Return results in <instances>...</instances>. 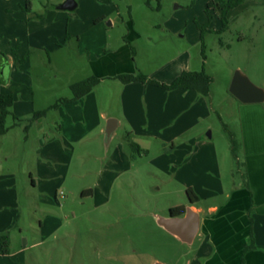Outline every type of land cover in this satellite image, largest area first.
Masks as SVG:
<instances>
[{
	"label": "rangeland",
	"instance_id": "rangeland-1",
	"mask_svg": "<svg viewBox=\"0 0 264 264\" xmlns=\"http://www.w3.org/2000/svg\"><path fill=\"white\" fill-rule=\"evenodd\" d=\"M64 1L0 0V92L15 96L9 129L0 135V166L11 174L14 187L10 195L0 190V203L14 206L7 211L17 218L11 229L12 248L20 249L15 260L186 264L202 256V262L203 237L184 242L157 216L170 215V207L180 204L207 210L226 202L235 187L250 188L241 146V102L230 84L240 70L264 89V0H244L231 9L225 29L218 8L208 9L210 0H75V8H59ZM123 45L132 51L131 60L123 68L115 66L112 74L162 80L204 68L212 76L208 101L216 112L199 128L210 141L213 179L203 170L192 178V166L201 169L206 158L171 154V141L140 137L138 151L131 142H139L123 122L106 150V118L88 120L90 130L82 135L87 117L74 105L52 107L73 97V83L94 75L90 59ZM185 64L189 69H183ZM119 80L107 79L94 88L100 110L124 116L123 98L135 102L143 96L155 110L149 113L161 111L155 84L126 86ZM169 131L164 134L171 136ZM195 180L219 183L223 193H199L195 201L187 187Z\"/></svg>",
	"mask_w": 264,
	"mask_h": 264
},
{
	"label": "crops",
	"instance_id": "crops-1",
	"mask_svg": "<svg viewBox=\"0 0 264 264\" xmlns=\"http://www.w3.org/2000/svg\"><path fill=\"white\" fill-rule=\"evenodd\" d=\"M131 57L132 51L129 47L123 45L119 49L90 59L94 69L93 74L100 78L96 86L107 79L114 78L119 80L117 75L120 74H112L113 69L115 66L125 67V62L131 60ZM8 63H10L8 66L10 69L14 63V59H8ZM188 67V64H185L183 69H189ZM175 77L176 75L172 78L156 80L169 84ZM7 81L9 82V80ZM119 82L126 86H133L138 83L145 84L141 81L125 83L119 80ZM155 87L156 89H154L153 94L157 97L158 104L161 101V111L155 114L154 108H149L148 104L143 100V96L140 97V101L136 99L135 102L131 101V99L128 100L129 97L126 96L127 99L123 98L122 100V112L124 116H114L111 112L98 108L97 97L93 93L94 88L78 100L64 104H66V108L74 105L75 111L78 114H81L83 118L87 117L83 120L85 132L82 135L86 133V130H90L89 123H87L88 120L94 123V121L100 118L107 119V124L103 128L106 150L109 149L117 129L125 122L131 127V136L135 137L134 139L139 142L140 147L143 145L140 137H152L156 140L162 138L173 143L174 148L171 154L182 153L183 159L189 157L193 161L194 159L198 160V158H206V162L204 161V166L201 169H197L196 164L192 166L190 175L192 174V178H197V172L203 170V175L208 174L209 179H213L210 178L214 174L210 163L212 153L210 161L207 160L210 141L204 137L203 132L199 128L204 121L209 120L212 114L216 112L212 102L209 104L208 101V98H212L211 90L208 95H203L194 88L167 89L159 85ZM238 100L241 102L239 107L242 133L241 146L247 166V177L250 188L244 186L235 187L230 194L228 193V200L226 202L220 205H209L207 210L200 205H191L199 214V230L197 235L203 237L201 250H203L205 257L202 262L200 261L202 256H200V258L189 259L186 264H241L242 252L250 234L251 223L248 210L251 206H253V230L257 248L247 252L246 264H264V107L261 105L263 101L245 103L240 99ZM157 103L153 102V104ZM149 110L154 112L149 113ZM77 116L80 118L79 115ZM111 118L116 119V124L112 136L107 141L106 128ZM76 126L79 125L76 124ZM166 129L170 130L169 132L173 134L171 136L166 133L164 134ZM73 136L76 135L73 134ZM201 160L199 159V161ZM179 169V171H183L184 167H180ZM200 175L199 173L198 178ZM1 179L5 188H0V190H6L4 193L8 191L10 195L13 192L12 187H14V184L10 182L11 174L5 171L2 166H0ZM32 182L35 184L33 177ZM187 187L190 193L194 195L195 201L199 199V193L210 196L216 193H223L222 186L219 183H214L212 180L207 182L205 180L190 181ZM7 207L13 208L14 206L12 204H3V202L0 203V234L7 233L9 235V253H2L0 251V264H19L17 262L18 259L15 260V257L20 253V249L16 251L12 248L13 233L11 230L17 218L13 214V211H7ZM205 210L207 211L206 214L201 216Z\"/></svg>",
	"mask_w": 264,
	"mask_h": 264
},
{
	"label": "trees",
	"instance_id": "trees-1",
	"mask_svg": "<svg viewBox=\"0 0 264 264\" xmlns=\"http://www.w3.org/2000/svg\"><path fill=\"white\" fill-rule=\"evenodd\" d=\"M243 1L244 0H210L207 4V7L208 9L213 6H216L218 8L219 17L223 25L222 27L223 29H225L228 27L229 24L228 15L230 10L238 6ZM0 55H3V53L0 52ZM117 78H119L121 81L125 83L133 82V81H141V82L153 83L155 85H159L167 89H175L181 87L194 88L203 95H208L210 93V87L213 81L212 76L209 75L204 68L199 71L185 70L169 84L161 83L155 79H150L146 74H142V73L137 75L131 73L120 74L117 75ZM99 81H100L99 77L92 75L81 81L73 83L71 85L74 94L73 97L61 98L59 102L52 105V107L59 106V103H66V102H72L78 100L79 98L90 92L96 86V84L99 83ZM13 104H14V95L12 93L0 92V135L5 134L9 129L7 125V119L12 114L11 108ZM46 110L47 109L36 112L34 114V117L35 118L40 117L41 115L45 114ZM131 145L135 147L138 151L142 150L140 145L134 141L131 142ZM188 192L191 197L190 190H188ZM185 212H186V206L184 204L170 207V215L178 216V215H183ZM248 213H249L251 228H250L248 242L245 245L242 252L241 264H246L247 252L257 248L255 234L253 230V222H254V218L252 216L253 206L250 207ZM0 251L2 253H9V235L7 233L0 234Z\"/></svg>",
	"mask_w": 264,
	"mask_h": 264
},
{
	"label": "water",
	"instance_id": "water-1",
	"mask_svg": "<svg viewBox=\"0 0 264 264\" xmlns=\"http://www.w3.org/2000/svg\"><path fill=\"white\" fill-rule=\"evenodd\" d=\"M77 6L75 0H66L59 5V8L73 9ZM230 92L245 103L264 101V89L253 83L242 71L235 72L230 84ZM116 119L111 118L106 128L107 141L115 129ZM158 223L170 233L179 237L182 241L192 243L199 230V214L191 206L186 207L183 215L157 216ZM155 264H164L156 262Z\"/></svg>",
	"mask_w": 264,
	"mask_h": 264
}]
</instances>
